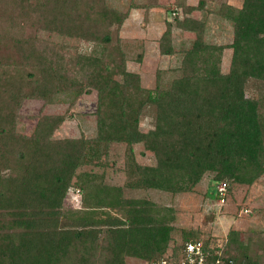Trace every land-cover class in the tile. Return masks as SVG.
I'll use <instances>...</instances> for the list:
<instances>
[{
	"label": "trees",
	"instance_id": "obj_1",
	"mask_svg": "<svg viewBox=\"0 0 264 264\" xmlns=\"http://www.w3.org/2000/svg\"><path fill=\"white\" fill-rule=\"evenodd\" d=\"M156 5L131 0L124 11L110 0H0V264H125L128 256L151 264L188 241L223 254L186 233L171 247L173 210L127 195L193 192L211 173L219 200L221 183L230 194L234 185H252L264 174V0L215 10L234 26L229 46L208 42L207 21L192 17L206 8L205 0L197 6L175 0L158 48L161 56L179 55L180 66L170 70L178 75L165 81L158 70L152 89L128 69L120 33L133 9ZM175 27L194 34L190 48L175 49ZM80 43L91 45V53ZM226 48L232 58L224 72ZM137 57L142 61L143 52ZM94 92L93 139H55L64 115L42 116L32 135L18 131L25 101L50 105L63 94ZM142 116L152 132L140 130ZM93 143L106 153L125 145L124 184L107 183L104 172L81 171ZM136 146L143 147L141 155L153 153L156 163H140ZM73 187L83 206L75 212L64 208ZM230 236L226 264H255L239 234Z\"/></svg>",
	"mask_w": 264,
	"mask_h": 264
},
{
	"label": "rangeland",
	"instance_id": "obj_2",
	"mask_svg": "<svg viewBox=\"0 0 264 264\" xmlns=\"http://www.w3.org/2000/svg\"><path fill=\"white\" fill-rule=\"evenodd\" d=\"M110 1L113 6L125 11L131 0ZM135 1L143 2L145 0ZM148 1L153 4L158 3V6L149 9H133L120 35L126 42L124 48L128 54V69L139 73L142 76L143 85L153 89L158 70L165 71L163 77L165 81L178 75L171 73L170 70L180 66V59L179 55L161 56L158 48V41L166 29V21L173 18L172 11L175 9V0ZM200 1L202 0H187V4L197 6ZM205 2L208 8L212 6L211 8L214 10L226 2L238 8L242 6V0H205ZM193 15L199 20H205L207 16L206 36L208 42L228 46L232 44L234 26L231 22L223 20L217 13L211 14L208 10H199ZM173 33V44L177 51L188 49L193 45L194 34L184 32L176 27ZM79 49L86 54H90L92 51L91 45L85 43H80ZM141 52L144 57L142 61H138L137 55ZM231 58L232 49L226 48L222 55L221 65L224 72L229 70ZM118 79L122 80L121 77ZM247 94L251 98L257 97L253 90H249ZM96 109V92L78 98L63 94L50 105H45L38 100H27L20 109L18 131L24 135H32L42 116L64 115L65 121L55 132V139L79 138L81 136L93 139L97 134ZM140 130L145 133L154 130L148 117H141ZM92 145L93 149L86 159L87 164L81 171L93 172L95 170L100 174L104 172L107 183L124 184L125 176L121 169L124 166L125 145L114 144L108 153L102 147L96 146L95 143ZM135 148L140 163L151 165L156 163L153 153L141 155L140 151L143 150V147L136 146ZM105 162H108L109 165L102 167L101 164ZM213 176L214 174L211 173L204 175L203 180L193 192L171 195L157 191H133L128 192L127 196L150 200L160 210L167 208L173 210L171 224L175 230L172 232L171 247L183 243L186 233L190 238H201L209 241L211 246H219L223 249V254H226L225 251L228 250L229 255L227 244L231 241L230 234L237 232L239 242L244 244L242 250L249 254L255 264H264V174L252 185H234L224 203H220L217 198L213 197L211 189ZM77 190L74 187L69 190L64 202L66 211L75 212L83 208L81 193ZM169 251L171 252L170 249ZM125 264H150V262L143 258L128 256L125 258Z\"/></svg>",
	"mask_w": 264,
	"mask_h": 264
},
{
	"label": "built area",
	"instance_id": "obj_3",
	"mask_svg": "<svg viewBox=\"0 0 264 264\" xmlns=\"http://www.w3.org/2000/svg\"><path fill=\"white\" fill-rule=\"evenodd\" d=\"M217 192L221 196L220 203H224L228 194V185L221 183L217 187ZM151 264H226V262L222 252L212 254L204 249L202 241H188L178 253L169 252L162 260Z\"/></svg>",
	"mask_w": 264,
	"mask_h": 264
},
{
	"label": "crops",
	"instance_id": "obj_4",
	"mask_svg": "<svg viewBox=\"0 0 264 264\" xmlns=\"http://www.w3.org/2000/svg\"><path fill=\"white\" fill-rule=\"evenodd\" d=\"M226 3H227V2H226ZM230 3H231V2H230ZM227 4H229V2H228ZM230 5H232V4H230ZM211 7H212V6H211ZM211 7L208 8V7H207V4H206V8H205V9L208 10L211 14H213V13H214L213 11H215V10H214L213 8H211ZM205 9L202 10V11H206ZM198 11H199V10H198ZM195 12H196V11H195ZM195 12H193V13H195ZM192 15H193V14H192ZM192 17L195 18L194 15H193ZM196 19H197V18H196ZM200 20H201V19H200ZM205 20H208L207 16L205 17ZM207 22H208V21H207ZM207 26H208V24H207ZM182 31H183V30H182ZM184 32H186V31H184ZM188 33H190V32H188ZM190 34L193 35V33H190Z\"/></svg>",
	"mask_w": 264,
	"mask_h": 264
}]
</instances>
